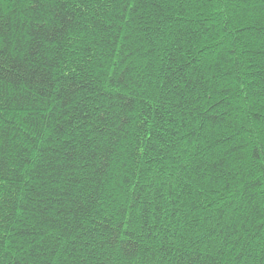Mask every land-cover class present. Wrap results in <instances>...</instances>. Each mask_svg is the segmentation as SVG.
<instances>
[{
  "label": "trees",
  "instance_id": "obj_1",
  "mask_svg": "<svg viewBox=\"0 0 264 264\" xmlns=\"http://www.w3.org/2000/svg\"><path fill=\"white\" fill-rule=\"evenodd\" d=\"M0 264H264V0H0Z\"/></svg>",
  "mask_w": 264,
  "mask_h": 264
}]
</instances>
